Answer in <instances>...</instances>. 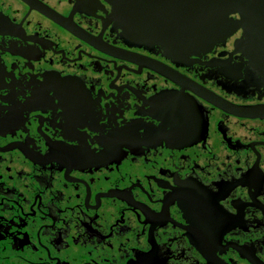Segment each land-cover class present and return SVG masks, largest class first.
Instances as JSON below:
<instances>
[{
  "label": "flooded vegetation",
  "instance_id": "obj_1",
  "mask_svg": "<svg viewBox=\"0 0 264 264\" xmlns=\"http://www.w3.org/2000/svg\"><path fill=\"white\" fill-rule=\"evenodd\" d=\"M188 2L0 0V264H264V0Z\"/></svg>",
  "mask_w": 264,
  "mask_h": 264
},
{
  "label": "water",
  "instance_id": "obj_2",
  "mask_svg": "<svg viewBox=\"0 0 264 264\" xmlns=\"http://www.w3.org/2000/svg\"><path fill=\"white\" fill-rule=\"evenodd\" d=\"M190 2H188L185 6H183L182 8L184 9H188V8H207V10L210 9V14H209V18L211 20L212 23V32H218L220 31L219 29V24L222 23V26L224 25V30L230 34L231 31L235 30L237 27V21L235 20H231L229 17V14L231 12H236L238 7H241V2L240 0H219V1H215V0H188ZM200 2V3H198ZM204 2H206L207 4H203ZM225 10V12L223 11ZM188 16V15H187ZM210 20L208 19V22L210 23ZM217 26V27H216ZM217 103V102H216ZM220 104V103H219ZM228 105V106H227ZM224 107L236 111V112H241V111H246L248 112L249 109L248 108H236V107H232L229 104L223 103ZM237 110H234V109ZM242 109V110H240Z\"/></svg>",
  "mask_w": 264,
  "mask_h": 264
}]
</instances>
